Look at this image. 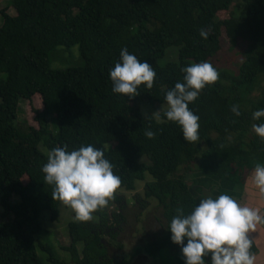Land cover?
Returning <instances> with one entry per match:
<instances>
[{
    "label": "trees",
    "instance_id": "16d2710c",
    "mask_svg": "<svg viewBox=\"0 0 264 264\" xmlns=\"http://www.w3.org/2000/svg\"><path fill=\"white\" fill-rule=\"evenodd\" d=\"M10 2L16 15L0 10V204L2 218L10 213L12 217L0 222V264H44L34 235L42 229V211L48 210L57 220L62 203L51 199L52 186L43 183L41 166L55 147L70 151L89 144L101 149L112 164L119 188L133 191L137 181H145L147 174L152 177L145 183L144 197L136 194L135 198L140 208H146L149 199L157 201L165 233L140 252L164 259L172 248L178 255L179 247L169 240L168 222L177 208L187 214L205 196L191 188L186 170L195 166L206 177L237 187L246 183V170L264 166V139L252 129L264 118H251L253 111L264 108V95L250 97L264 81V0ZM222 12L228 16L222 18ZM200 30L207 36L202 38ZM223 33L230 47L242 44L243 61L237 73L217 71V79L205 84L187 105L198 117L197 141H184L179 126L163 113L156 118L138 112L142 100L166 103L164 93L182 82V67L199 62L211 65L223 49ZM74 44L79 45L85 63L51 68V50ZM170 47H176L177 60L160 62ZM121 48L147 62L155 73L151 88L141 84L130 99L113 93L108 78ZM34 95L43 103L35 117L38 126L18 120L19 101ZM233 106L239 115L231 111ZM146 130L153 132L152 138L144 135ZM12 195L20 201L12 203ZM123 201V196L113 193L106 208L93 211L98 222L92 217L70 222L71 244L66 248L72 264H129L109 256L103 243L104 234L115 240L114 229L125 221ZM111 206L116 211L110 212ZM79 242L84 243L82 253ZM40 247L49 253L48 260L65 264L50 245Z\"/></svg>",
    "mask_w": 264,
    "mask_h": 264
},
{
    "label": "clouds",
    "instance_id": "9594fccd",
    "mask_svg": "<svg viewBox=\"0 0 264 264\" xmlns=\"http://www.w3.org/2000/svg\"><path fill=\"white\" fill-rule=\"evenodd\" d=\"M199 35L203 38L207 33L200 30ZM181 72L182 82H176L164 93L167 109L163 116L179 126L184 141L194 142L198 140V117L187 105L205 84L217 79V71L208 62H199L182 67ZM154 75L147 62L138 61L124 48L119 51V62L108 71L111 91L129 99L137 95L141 84L151 88ZM231 111L239 115L235 106ZM251 118H264V108L253 111ZM252 129L264 139V122L254 123ZM144 135L152 138L153 132L146 130ZM112 167L101 149L89 144L70 151L66 146L53 148L40 171L43 183L52 186L51 199L70 207L75 220L88 221L94 210L104 207L113 197L120 184ZM250 181L264 199V166H255ZM257 223L264 224L259 209L242 206L220 194L215 199L201 196L187 214L177 208L166 229L170 242L179 247L183 264H205L206 258L207 264H253L248 233Z\"/></svg>",
    "mask_w": 264,
    "mask_h": 264
},
{
    "label": "rangeland",
    "instance_id": "374dc122",
    "mask_svg": "<svg viewBox=\"0 0 264 264\" xmlns=\"http://www.w3.org/2000/svg\"><path fill=\"white\" fill-rule=\"evenodd\" d=\"M6 9L10 15H16V10L11 5L10 0H0V10ZM222 18L228 16V12L220 13ZM3 24V18L0 15V26ZM221 52L213 58L212 67L216 71H229L237 73L239 64L243 61L241 54L242 44L236 47H230L228 40L223 33L222 36ZM165 57L160 60L173 61L177 60V49L176 47H170ZM50 66L53 69L71 68L83 65L84 59L81 55L78 44L72 46L58 45L53 48L50 52ZM264 95V81L253 88L250 97L258 99ZM18 117L19 122L26 120L33 126H38L36 121V114L43 110V103L39 95H34L32 99L19 101ZM138 112L143 116H153L159 118L160 115L167 109V104L164 102H150L148 100H142L137 104ZM49 118L50 128L55 126L54 121ZM55 131V127L52 129ZM263 166V165H262ZM184 172L183 168L180 169ZM247 171L249 179H247L244 186H234L227 180L213 179L212 176H207L201 172H197L195 166L190 170H186L185 177L191 186V188L198 195H217V194H231L238 195L241 198H233L242 206H248L250 208L259 209L261 215L262 209L264 208V199H261L258 195L257 190L252 186L250 176L252 170ZM151 181L152 177L147 174L145 181L136 182V190L129 191L125 188H117L114 193L124 197L123 204L125 205L122 210L125 221L114 230L117 233L116 239H112L109 235L103 236V243L107 247L109 256L114 259L122 260L126 259L129 264H179L182 263L180 254H176L174 249L166 251L164 259L160 256L153 257L146 252H140V248H144L150 244L153 240L161 237L165 233L164 225L165 219L162 214V208L158 205L155 199H149L146 208H140L135 198L136 194L144 197V187L146 181ZM226 190V191H223ZM230 195V196H231ZM1 196V192H0ZM12 203H18L20 201L19 196L12 195ZM108 205V202L104 206ZM109 211H116L115 206L109 207ZM4 208L0 204V222L10 221L12 214H7L3 219ZM93 221L98 222L99 216L94 212L91 213ZM42 229L40 232L34 235V242L38 256L44 262V264H54L49 258V253L40 247V244H48L51 246L55 256L65 264H72L71 252L66 248L71 244V237L69 234V224L74 219L73 210L61 204L60 215L57 220L51 219V214L48 210H43L40 215ZM119 228V229H118ZM250 248L249 253L253 256V264H264V242L262 239H257L256 236H250ZM80 253L83 251L84 243L79 242L77 244ZM165 260V261H164Z\"/></svg>",
    "mask_w": 264,
    "mask_h": 264
},
{
    "label": "crops",
    "instance_id": "0c3cea01",
    "mask_svg": "<svg viewBox=\"0 0 264 264\" xmlns=\"http://www.w3.org/2000/svg\"><path fill=\"white\" fill-rule=\"evenodd\" d=\"M250 171V170H248ZM253 171V170H252ZM248 179H249V176H248ZM246 184V183H245ZM223 191H226V190H223ZM234 196V197H233ZM241 196V195H240ZM238 196V195H229V197H233V198H238L240 199L241 197ZM261 216L264 217V208L262 209V212H261ZM249 233L251 234L250 236H256L257 239H262V241L264 242V224H261V223H257L254 227V229L252 230H249ZM248 233V234H249Z\"/></svg>",
    "mask_w": 264,
    "mask_h": 264
}]
</instances>
